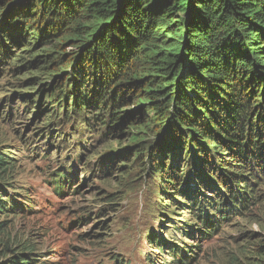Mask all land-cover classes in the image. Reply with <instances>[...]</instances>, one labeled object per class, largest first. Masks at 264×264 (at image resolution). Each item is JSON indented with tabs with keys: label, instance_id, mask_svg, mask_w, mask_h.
<instances>
[{
	"label": "trees",
	"instance_id": "trees-1",
	"mask_svg": "<svg viewBox=\"0 0 264 264\" xmlns=\"http://www.w3.org/2000/svg\"><path fill=\"white\" fill-rule=\"evenodd\" d=\"M18 2L0 0V63L14 48L37 52L29 66L15 73L48 79L41 91H48L51 100L39 109L52 108L59 91L65 103L70 100L67 111L74 115L69 122L75 134L86 137L94 123H102L108 139L124 143L111 155L90 160L99 173L95 176L107 177L111 169L135 161L151 166L158 191L171 196V206L194 218L197 208L202 225L191 223L185 231L193 234L191 225L205 239L219 230L214 223L223 214L239 216L252 204L254 211L257 197L250 183L254 188L264 173V0ZM95 111L101 113L91 117ZM74 140L62 134L55 142L65 143L71 164L75 155L82 163L87 142ZM219 153L228 155L230 167L217 164ZM20 159L15 150L0 148V264L41 261L32 244L10 233L11 217L33 207L19 205L10 188ZM69 168L57 166L50 174L60 194L77 177ZM214 177L221 180L207 185ZM209 189L215 199L205 195ZM68 191L80 194L79 187ZM230 194L239 204H232ZM95 210L85 214L104 217L102 208ZM148 235L153 248L169 257L159 264H192L198 259L195 249L214 247L203 242L186 250L177 242L165 247L154 241L158 236L153 232ZM240 252L264 263V244ZM230 264L247 263L233 257Z\"/></svg>",
	"mask_w": 264,
	"mask_h": 264
},
{
	"label": "rangeland",
	"instance_id": "rangeland-1",
	"mask_svg": "<svg viewBox=\"0 0 264 264\" xmlns=\"http://www.w3.org/2000/svg\"><path fill=\"white\" fill-rule=\"evenodd\" d=\"M23 1L25 0H14V3L20 4ZM36 54L37 52L28 53L14 48L11 57L0 63V148L13 149L21 158L17 174L10 185L14 196L18 197L16 202L24 207L28 204L21 202L23 199L32 204L30 187L35 184H39L38 191L44 198L49 202H57L59 197L50 191L46 179L53 171L52 159L58 162L68 156L70 151L67 152L65 143L55 141L65 132L69 134L67 136L87 142L84 149L86 155L81 165H76L81 173L74 187H79L80 194L73 195L68 191V196L58 203L60 214L56 218L45 216L40 210L35 211V205H32L30 211L24 208L23 212L11 217L10 233L34 246L37 258L41 260L37 264H147L150 257L157 261L169 260L167 255L153 248L155 245L148 237L150 232H153L155 238L158 236L154 241L159 243L160 240L159 244L165 247L175 242L184 245V249L188 248L187 244L190 247L192 244L201 245L202 242L214 246L212 251L205 249L206 252H198L191 246L192 251L195 249L198 253L197 261L192 264H230L233 257L249 264L246 256L253 257L252 263L264 264L258 261V256L240 252H252L253 248L264 244V173L259 175L260 179L254 188L251 183V188L246 185L257 197L253 212L252 204L251 209L239 216L219 215L220 221L216 225L219 230L208 239H205L200 230L193 235L186 233L189 224L202 225L197 217V208L194 210V218L192 213L171 206L174 204L169 202L171 196L158 191L159 180L151 173L154 172L151 166H144L135 161L124 169H111L107 177L95 176L99 173L93 171L94 166L90 160L94 163L97 154L99 158L108 153L111 155L124 143L108 139L102 123H94L87 130L86 137L82 132L75 134L70 129L72 127L69 122L73 120L74 115L67 111L70 108V100L68 98L65 103L59 91L54 93L53 102L49 104L52 108H43V111L39 109L43 102L48 107L47 102L51 100L48 91H41L42 86L48 87V79L40 80V75L34 77L33 74L15 73L16 68L29 66ZM100 113L95 111L89 115L98 117L96 114ZM67 122L70 123L69 127H64ZM74 126L77 127L75 123ZM215 157L217 164L224 161L225 165L231 166L228 155L222 156L219 153ZM59 165L63 163L59 162ZM216 169L220 170L217 166ZM69 171H73V168ZM122 171L127 172L124 174ZM220 180L221 178L214 177L207 181V185L210 182L215 185ZM210 190L204 191L205 195L215 199L214 194L209 193ZM160 194H163L165 199H161ZM230 200L233 205L239 204L235 202L232 194ZM218 202L221 206L225 204L224 199H219ZM35 204L39 205L41 202ZM79 208L86 213L91 210L95 213V209L102 208L104 217L99 219L91 214L82 215V212L75 214ZM77 216H80V219L76 220ZM57 220H62L61 225L57 224ZM168 222H172L169 231L165 229ZM179 226L181 231L177 229ZM191 227L190 225V230ZM175 232H180L181 236ZM182 234L186 237L182 238Z\"/></svg>",
	"mask_w": 264,
	"mask_h": 264
},
{
	"label": "bare ground",
	"instance_id": "bare-ground-1",
	"mask_svg": "<svg viewBox=\"0 0 264 264\" xmlns=\"http://www.w3.org/2000/svg\"><path fill=\"white\" fill-rule=\"evenodd\" d=\"M14 198H18L17 196H14ZM21 202H23V203H25V204H27V203H29L28 202V200H22ZM244 203V202H243ZM31 206V205H30ZM214 225H217L216 223H214ZM216 228L218 227V226H215ZM215 228V229H216ZM194 232H198V231H196V230H190V233H194ZM212 232V231H211ZM210 233V232H209ZM183 235V234H182ZM191 235H193V234H191ZM160 241V240H159ZM188 246H189V244H187ZM159 261H157V259H154V257H150V258H148L147 259V264H157ZM131 264V263H130Z\"/></svg>",
	"mask_w": 264,
	"mask_h": 264
},
{
	"label": "clouds",
	"instance_id": "clouds-1",
	"mask_svg": "<svg viewBox=\"0 0 264 264\" xmlns=\"http://www.w3.org/2000/svg\"><path fill=\"white\" fill-rule=\"evenodd\" d=\"M68 125H70L69 123H68ZM63 134H65V135H69V134H66L65 132H63ZM76 142H78V140H74V144L76 143ZM72 147H74V145L72 146ZM51 156V155H50ZM67 159H69L68 157H66V159L64 158V159H60L58 162H54V159H52V169L54 170V168H56L58 165H59V162H62L63 164H64V162L67 160ZM61 165H59L58 167H60ZM57 195V194H56ZM83 210V209H82ZM97 210H95V212H96ZM83 212H84V215H86L85 213V211L83 210ZM87 216V215H86ZM78 219V218H77ZM76 219V220H77Z\"/></svg>",
	"mask_w": 264,
	"mask_h": 264
}]
</instances>
